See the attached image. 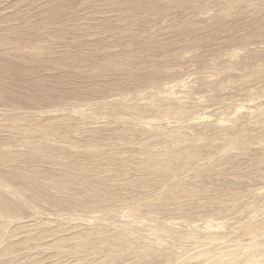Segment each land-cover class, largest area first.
<instances>
[{
  "label": "rangeland",
  "instance_id": "1",
  "mask_svg": "<svg viewBox=\"0 0 264 264\" xmlns=\"http://www.w3.org/2000/svg\"><path fill=\"white\" fill-rule=\"evenodd\" d=\"M0 264H264V0H0Z\"/></svg>",
  "mask_w": 264,
  "mask_h": 264
}]
</instances>
